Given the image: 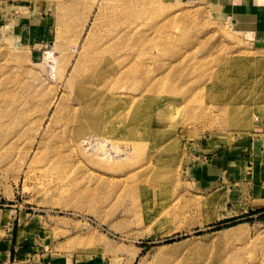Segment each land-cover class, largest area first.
Segmentation results:
<instances>
[{"label": "rangeland", "instance_id": "obj_1", "mask_svg": "<svg viewBox=\"0 0 264 264\" xmlns=\"http://www.w3.org/2000/svg\"><path fill=\"white\" fill-rule=\"evenodd\" d=\"M90 4L0 0V99L14 94L19 121L7 120L0 139V264H264V209L250 206L242 171L225 167L264 121V86L239 91L248 77L264 83V36L237 25L227 0L156 2V38L163 14L170 38L154 33L149 56L124 79L133 45L93 52L99 69L84 58L99 36L85 39ZM69 73L121 93L109 107H122L118 130L100 134L65 112L64 103L78 107ZM212 88L231 104H215ZM131 124L150 133L135 150Z\"/></svg>", "mask_w": 264, "mask_h": 264}, {"label": "bare ground", "instance_id": "obj_2", "mask_svg": "<svg viewBox=\"0 0 264 264\" xmlns=\"http://www.w3.org/2000/svg\"><path fill=\"white\" fill-rule=\"evenodd\" d=\"M166 1L167 0H91V4H90V8H89V10H90L89 16L90 17L93 16V18H92V22H90L91 24L88 27V30L86 31L85 39L87 37L89 38V36L91 34H94V33H99V36L96 35V37H95L94 35H91V39H92V36L95 37L94 44H96V45L95 46L93 45L91 50L84 55V58L91 59L93 67L96 69H99L101 67V59L99 56H101L102 54L95 56V55H93V52L99 51V52L107 53L109 51H112V50H115L116 48L121 47L122 45H133L131 48L133 49V52L135 54L137 53V55L134 54L133 57L129 60V62L122 68V71H121L122 78L127 79L128 78L127 76H130L131 74H133L142 65L143 59L149 56L150 50L154 47L153 36H154V33L156 32V31H154V29L156 27V19L153 16L154 5L156 2H158L159 7H160V4L162 2H166ZM227 1H230V5H231V3H235V2H238V3L239 2H245V3L248 2V3H252L253 7H256V4H258L262 0H227ZM230 5L228 7H230ZM161 21H162V24L159 25V39L160 40H158L156 38L157 34L155 33V38L157 39L156 42H159V41L160 42H167L168 39L170 38V35L167 33V28H168L169 21H170L167 14L166 15L163 14L161 16ZM87 25H88V23H85L84 27L80 30L78 37H81L84 34ZM91 39L87 40L88 44L90 41L93 42V39L92 40ZM141 41L145 42V45L143 48H141V46L138 47V44ZM100 42H101V44H100ZM77 45L78 44H77V40H76L74 47ZM84 46L85 45H82V46L80 45V47H84ZM74 47L72 46L73 52H75ZM48 56H49V58H52L55 61V58L51 55L50 52H49ZM79 62H80V60L75 61V65H74V68L72 71H78L80 69V63ZM173 64H176V63H173ZM173 64H170L169 67H171ZM52 66H55V64H53ZM180 66H182V64ZM173 68H174V66H173ZM177 68H178V66H177ZM169 70H171V69L169 68ZM240 72H241V70L237 69L235 73L238 74ZM61 77L62 76H60V78ZM63 78L65 79L68 87L70 88V91L71 92L73 91L75 99L78 101V103H77L78 107H74L72 105L68 106L66 103H64L67 107L65 112L74 118V121L77 123L78 126H82L83 128L86 127V128L93 129L95 131H98L100 134H104L106 136H107V134H109L108 133L109 128L113 132L120 128V127H118V125H116V122H114L115 119L119 116L120 110H122L120 103L117 102V104H116L117 108H115L114 110H110L111 108H109V107H111L114 104L116 99H118L120 96H122L121 93L113 92L111 94H106L105 92H103L101 90L100 87H98V85L96 86L95 84H93L94 87H87L86 85L88 83L86 84V82L83 79L73 81V77L71 76V73L66 75V77L64 75ZM157 81L158 80H155V82H157ZM156 84L157 83H154V82L150 83L147 86L146 90L150 89L151 91H148V92H152L156 88V86H157ZM262 85L264 86V83H259V78L257 79L256 77H248V78H245V80H243V83L240 86L241 88L239 89V91L240 90H249L251 88L253 89L254 87L258 88L259 86H262ZM4 87H5V81L0 80V89L4 88ZM237 93H240V92H237ZM2 96L3 97L0 99V139L2 138V136H5L7 129H4V127H6V128L9 127L8 126L9 121L12 125H16V127H17V123L19 122L14 117V114L17 112V109H18L17 106H16L17 109H15V106H13L16 104V103L13 104L15 101L14 94L11 91H9V92L7 91V93L5 92L4 94H2ZM212 96H213L212 99H213V101H215V104H219V103L220 104H227V105L231 104V102L228 101V98L222 97V95H220L218 92H216V90H214L213 88H212ZM233 97H235V96H233ZM254 97L256 99H257V97L260 99L263 98L262 94L256 95ZM4 98L11 99L13 102H5L4 103V101H3ZM235 99H236V97H235ZM141 100L139 99V101H141ZM226 108H227V106H226ZM226 108H225V110H226ZM54 115H55V113H54ZM69 115H67V116H69ZM134 115H135V117L140 118V117L144 116V112L142 109H139V110L137 109L134 112ZM238 116H239V114H238ZM238 116H237V120L241 119V117L238 118ZM17 117H18V114H17ZM7 120H8V122H7ZM18 127H19V125H18ZM126 130L128 132H133L132 137H131V140H133V143H132V145H128L131 150H135L140 146L142 147L143 144H146V141L150 135L148 129L141 130L140 126L135 125V124L127 125ZM138 130L144 134L143 135L139 134L137 132ZM47 132H49V131H47ZM17 134H19V133L18 132L15 133V135H17ZM6 135H8V134H6ZM19 135H21V132ZM46 135L49 136V133ZM12 137H14V135ZM90 141L87 143V146L88 145L89 146L86 147L85 149L90 147V144H91ZM12 142L13 141L10 140L9 143L11 144ZM45 142H46L45 138L40 139L37 142V148L32 150V151L33 152L36 150L40 151L41 146H43L45 144ZM94 146H96V145H94ZM100 146H101V144H100ZM124 148H127V147H124ZM119 150H118V152H119ZM120 152H121V150H120ZM107 154H109V157L111 156L110 152ZM149 163H147V164H149ZM135 181L137 182L138 180L136 179ZM136 185L138 186L139 184L136 183ZM138 187L141 189H146L147 191L149 189H152L151 184L146 183V181L143 182ZM132 188H134V187H132ZM137 193H139V192H137Z\"/></svg>", "mask_w": 264, "mask_h": 264}, {"label": "crops", "instance_id": "obj_3", "mask_svg": "<svg viewBox=\"0 0 264 264\" xmlns=\"http://www.w3.org/2000/svg\"><path fill=\"white\" fill-rule=\"evenodd\" d=\"M229 14L245 31L255 36H264V6L260 3L256 7L248 2L231 3ZM251 131L246 151L243 154L230 155L225 161V167L234 170L236 176H240L242 171L243 183L249 185L250 206L260 210L264 209V121L254 123ZM220 159L215 157L213 163L222 162Z\"/></svg>", "mask_w": 264, "mask_h": 264}]
</instances>
